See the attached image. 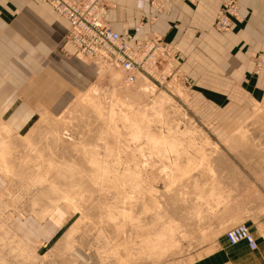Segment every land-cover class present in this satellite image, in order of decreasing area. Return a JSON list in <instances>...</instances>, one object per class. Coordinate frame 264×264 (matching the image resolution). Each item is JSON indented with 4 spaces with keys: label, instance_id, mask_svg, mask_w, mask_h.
Returning a JSON list of instances; mask_svg holds the SVG:
<instances>
[{
    "label": "rangeland",
    "instance_id": "374dc122",
    "mask_svg": "<svg viewBox=\"0 0 264 264\" xmlns=\"http://www.w3.org/2000/svg\"><path fill=\"white\" fill-rule=\"evenodd\" d=\"M142 17L137 27L154 22ZM177 55L152 69L157 80L134 84L76 56L99 68L85 90L39 114L15 143L2 128L9 186L0 195V264H196L233 225L264 237V94L219 100V118L207 115ZM254 58L258 74L264 54ZM226 115L234 122L222 126ZM58 205L69 219L37 248L7 228L14 214L42 219Z\"/></svg>",
    "mask_w": 264,
    "mask_h": 264
},
{
    "label": "crops",
    "instance_id": "0c3cea01",
    "mask_svg": "<svg viewBox=\"0 0 264 264\" xmlns=\"http://www.w3.org/2000/svg\"><path fill=\"white\" fill-rule=\"evenodd\" d=\"M104 1L105 16L116 31L139 39L158 34L178 50L176 65L207 115L219 118V100L242 103L264 94V65L256 74L254 58L264 54V0H236L243 21L229 32L213 28L226 0H171L156 21L139 29L140 17L152 12L150 0ZM67 27V20L46 2L0 0V131L7 126L14 143L35 126L39 114L62 109L99 72L95 64L77 58L71 46H63ZM219 122L227 126L234 120L226 115ZM8 186L0 172V195ZM68 219L58 205L42 219L35 213L14 214L7 228L37 248L58 235ZM251 230L257 249L246 241L232 245L223 235L196 264H264V237L252 225Z\"/></svg>",
    "mask_w": 264,
    "mask_h": 264
},
{
    "label": "built area",
    "instance_id": "2783aa9c",
    "mask_svg": "<svg viewBox=\"0 0 264 264\" xmlns=\"http://www.w3.org/2000/svg\"><path fill=\"white\" fill-rule=\"evenodd\" d=\"M50 4L57 14L68 20L63 46H71L76 56L104 63L119 70L126 84H134L139 76L156 79L150 70L162 61H171L177 55L174 46L160 35L139 39L132 34L116 31L106 18L104 0H38ZM171 0H150L152 12L141 20L156 21ZM192 1V0H179ZM239 5L235 0L225 1L219 8L214 28L228 31L235 22H241ZM141 21L137 29L141 28ZM261 61L258 63V66ZM157 80V79H156ZM230 244L246 241L250 249L257 241L244 223L233 225L224 232Z\"/></svg>",
    "mask_w": 264,
    "mask_h": 264
},
{
    "label": "bare ground",
    "instance_id": "6f19581e",
    "mask_svg": "<svg viewBox=\"0 0 264 264\" xmlns=\"http://www.w3.org/2000/svg\"><path fill=\"white\" fill-rule=\"evenodd\" d=\"M50 5V4H49ZM151 6V5H150ZM53 8V7H52ZM55 11V10H54ZM56 12V11H55ZM57 14V13H56ZM58 16H60L59 14H57ZM60 17H62V16H60ZM64 18V17H63ZM64 19H66V18H64ZM158 19V18H157ZM67 20V19H66ZM67 22H68V20H67ZM67 31V30H66ZM73 52L75 53V51L73 50ZM97 63H100V62H97ZM104 66H108V65H106V64H104V63H102ZM108 67H110V66H108ZM110 68H112L113 70H116V71H119V70H117V69H115V68H113V67H110ZM120 72V71H119ZM150 72L152 73V70H150ZM121 73V72H120ZM122 74V73H121ZM153 74V73H152ZM142 77H144V76H139V78L137 79V81L139 80V79H141ZM147 77V76H146ZM122 79H123V76H122ZM147 80V79H146ZM149 85L150 84H146V85H144V86H142V88H141V91H145V90H147L148 88H149ZM140 112V111H139ZM145 114V113H144ZM136 120V119H135ZM135 123V122H134ZM118 129V128H117ZM133 133V132H132ZM106 134V133H105ZM131 135V134H130ZM134 137V136H133ZM137 136H135L134 137V139L136 138ZM147 137V136H146ZM151 137V136H150ZM155 137V136H154ZM160 137H162V136H160ZM167 138V137H166ZM71 139V138H70ZM136 139H138V138H136ZM146 139V138H145ZM152 139V138H151ZM167 140V139H166ZM154 141H158L157 140V138L156 139H154ZM162 142H164V143H166V141H165V139L163 138V140H161ZM168 142H169V140H167ZM119 143V142H118ZM155 143V142H154ZM157 143V142H156ZM166 144H168V143H166ZM157 145H159V144H157ZM173 146H174V143H173ZM146 147V146H145ZM165 147V146H164ZM191 147V146H190ZM104 148V147H103ZM125 148V147H124ZM199 151V150H198ZM152 152H153V150H152ZM118 153V152H117ZM202 153V152H201ZM205 153V152H204ZM144 154V153H143ZM154 155V154H153ZM130 156V155H129ZM144 156H145V154H144ZM107 157V156H106ZM132 157V156H131ZM9 158V155H8V152H6V151H4V150H2L1 149V146H0V159H1V163H0V172H2V170H4L5 168H8L7 167V164H8V159ZM136 159V158H135ZM139 159V158H138ZM107 160V159H106ZM6 162H7V164H6ZM150 162V161H149ZM189 162V161H188ZM132 163V162H131ZM151 163V162H150ZM127 164V163H126ZM138 164V163H137ZM142 164V163H141ZM144 164V163H143ZM147 164V163H146ZM105 165V164H104ZM149 165V164H148ZM152 165V164H151ZM135 166V165H134ZM157 166V165H156ZM103 167V166H102ZM144 167V166H143ZM154 167V166H153ZM102 169H105V168H102ZM141 169V168H140ZM127 171H128V169H126ZM136 170V169H135ZM139 170V169H138ZM124 172H126V171H124ZM133 172V171H132ZM107 173V172H106ZM128 173V172H127ZM139 172L137 171V172H134V174H138ZM148 173V172H147ZM182 174V173H181ZM168 175V174H167ZM139 176H140V173L138 174V179H139ZM137 177V176H136ZM170 177V176H169ZM183 177V176H182ZM144 178V177H143ZM137 179V180H138ZM103 180V179H102ZM118 180V179H117ZM180 180V179H179ZM98 182V181H97ZM170 182V181H169ZM138 185V184H137ZM171 186V185H170ZM99 187V186H98ZM131 187V186H130ZM137 187V186H136ZM117 192V191H116ZM150 195V194H149ZM198 198H201V197H198ZM68 197H67V195L66 196H64V199L63 200H65L66 202L68 201ZM64 201V202H65ZM122 201V200H121ZM125 201V200H124ZM202 201V200H201ZM119 203V202H118ZM117 203V204H118ZM120 204V203H119ZM108 205V204H107ZM117 206V205H116ZM125 206V205H124ZM110 207H111V205H110ZM109 207V208H110ZM115 207V206H114ZM122 209V208H121ZM75 210V209H74ZM122 211V210H121ZM46 212V211H45ZM125 212V211H124ZM49 213V212H48ZM113 214V213H112ZM125 214H127V212L125 213ZM46 216V215H45ZM120 216V215H119ZM129 217V216H128ZM109 218V217H108ZM114 218V217H113ZM123 218V217H122ZM137 218V217H136ZM115 219V218H114ZM136 220V219H135ZM131 221V220H130ZM132 222V221H131ZM137 225V224H136ZM247 227V226H246ZM248 228V227H247ZM140 229V228H139ZM163 231V230H162ZM160 232V231H159ZM158 232V233H159ZM169 232V231H168ZM157 233V234H158ZM165 233H167V232H165ZM251 233V232H250ZM160 234V233H159ZM161 234L163 235V233L161 232ZM170 234V235H169ZM167 233V235H168V240L166 241V243L168 242V241H172V237H173V235L171 236V233ZM252 234V233H251ZM253 235V234H252ZM224 236H225V234H224ZM170 237V238H169ZM226 237V236H225ZM254 237V236H253ZM160 238V237H159ZM162 238H164V235H163V237ZM158 239V238H157ZM227 239V238H226ZM159 240V239H158ZM162 241H165V240H161V242ZM228 241V240H227ZM232 245H234V244H232ZM156 246V245H155ZM257 247H258V243H257ZM257 247L255 248V249H257ZM126 249V248H125ZM255 249H252V250H255ZM154 253V252H153ZM125 264V263H124Z\"/></svg>",
    "mask_w": 264,
    "mask_h": 264
}]
</instances>
